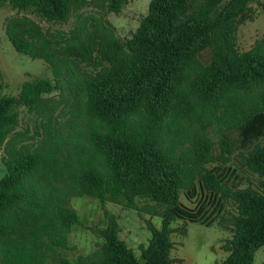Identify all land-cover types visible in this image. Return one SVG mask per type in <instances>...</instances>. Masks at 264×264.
<instances>
[{
	"label": "rangeland",
	"instance_id": "rangeland-1",
	"mask_svg": "<svg viewBox=\"0 0 264 264\" xmlns=\"http://www.w3.org/2000/svg\"><path fill=\"white\" fill-rule=\"evenodd\" d=\"M153 1L124 0L119 8L111 9L104 0H71L64 21L49 18L34 7L3 5L10 30L36 52L52 58L62 77V89L45 95L39 108L29 111L15 104L9 110L12 122L0 143V180L16 161L15 156L38 154L41 160L37 171L22 180L26 188L35 190L41 209L10 229L9 241H16L17 235L26 241L36 224L50 221L56 204L79 216L68 233L51 229L50 234L65 244L52 245L47 264L102 262L104 232L111 224H115L119 239L142 260L152 229L162 228L163 209L155 202L137 199V207L117 204L82 193L79 181L83 171L92 167L106 170L108 163L107 155L92 141L93 134L106 131V125L89 107L90 86L117 62L137 57L130 42L141 32ZM76 31L79 33L74 34ZM115 40L119 47L113 44ZM236 44L240 52L264 57V0L248 9L246 21L238 26ZM209 57L208 52L200 56L204 62ZM193 72L190 81L185 79L177 86L172 106L162 120L152 121L142 113L132 120L146 130L168 160L179 164L191 185L182 190L181 202L202 220L177 218L171 222L172 264H215L232 253L228 246L236 235L241 212L234 194L258 193L263 188L264 174L250 157L264 147V135L253 131L242 136L226 126L262 93V87L232 86L207 96L198 85L197 71ZM26 80L55 82L52 64L17 51L0 36V98L18 97ZM226 139L232 144L229 150L225 149ZM207 172L222 180L224 190L217 195L201 191L200 177ZM7 238L1 247L9 242ZM253 264H264V244L254 253Z\"/></svg>",
	"mask_w": 264,
	"mask_h": 264
},
{
	"label": "trees",
	"instance_id": "trees-1",
	"mask_svg": "<svg viewBox=\"0 0 264 264\" xmlns=\"http://www.w3.org/2000/svg\"><path fill=\"white\" fill-rule=\"evenodd\" d=\"M104 1L111 9H117L124 0ZM259 1L154 0L141 32L130 42L137 57L126 63L117 62L90 86L89 107L106 125V131L93 134L92 141L107 155L108 163L106 170L92 167L82 172L81 192L131 207H137V199H146L163 209L162 228L152 229L142 260L119 239L115 224H111L104 232L105 258L93 264H172L171 222L177 218L202 221L198 213L181 202L182 190L191 188L183 170L168 160L146 130L132 120L136 113L155 122L162 120L172 106L177 86L185 79L190 81L193 71H197L198 85L207 96L232 86L262 87V93L226 126L242 136L253 131L264 135V57L252 51L240 52L236 44L238 26L246 21L250 6ZM5 2L15 8L34 7L49 18L64 21L71 0H0V5ZM9 25L10 21L7 34L15 49L46 59L54 68L56 80H26L18 97L0 98V143L5 128L12 122L8 112L15 104L35 110L45 95L62 89L63 84L53 59L33 50ZM113 44L120 45L116 40ZM204 52L210 54L208 62L200 58ZM224 145L231 149L227 139ZM14 159L0 180V243L8 233L12 235L10 229L17 223L41 209L35 190L22 182L40 167V155H18ZM250 160L264 174V147L253 152ZM200 187L202 192L216 195L224 190L222 180L212 172L201 175ZM234 196L241 204V212L236 235L228 246L232 253L215 264H253L254 253L264 244V184L261 192L243 191ZM186 198L191 200L188 193ZM77 222L75 211L56 204L50 221L36 224L26 241L18 235L17 242L7 238L9 242L0 246V264H47L52 245L65 244L50 234L51 229L57 227L68 233Z\"/></svg>",
	"mask_w": 264,
	"mask_h": 264
},
{
	"label": "crops",
	"instance_id": "crops-1",
	"mask_svg": "<svg viewBox=\"0 0 264 264\" xmlns=\"http://www.w3.org/2000/svg\"><path fill=\"white\" fill-rule=\"evenodd\" d=\"M5 4H11V3L10 2H5V3L0 5V13L3 14L2 15V23H1V26H0V36H5L6 40L8 42H11L10 39H9V36L7 34V27H8V24H9V18H6V14L4 12L3 5H5Z\"/></svg>",
	"mask_w": 264,
	"mask_h": 264
}]
</instances>
